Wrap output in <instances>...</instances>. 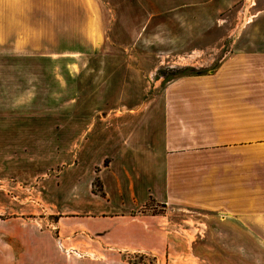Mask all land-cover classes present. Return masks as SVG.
<instances>
[{"label": "rangeland", "instance_id": "1", "mask_svg": "<svg viewBox=\"0 0 264 264\" xmlns=\"http://www.w3.org/2000/svg\"><path fill=\"white\" fill-rule=\"evenodd\" d=\"M241 35H264V0H0L4 213L49 228L62 246L64 217L94 215L102 198L128 189L129 154L148 146L138 132L146 118L159 122L165 76L214 67L243 45ZM136 212L163 214L173 228L186 217L205 218L150 200ZM250 232H207L200 241L211 248L198 251L202 264H224L225 242H260ZM172 238L186 247L166 250L162 260L123 256L196 264V231L173 230ZM227 253L232 264L239 253ZM247 254L249 264H264V250Z\"/></svg>", "mask_w": 264, "mask_h": 264}, {"label": "crops", "instance_id": "2", "mask_svg": "<svg viewBox=\"0 0 264 264\" xmlns=\"http://www.w3.org/2000/svg\"><path fill=\"white\" fill-rule=\"evenodd\" d=\"M238 38L243 45L214 67L164 84L159 122L146 118L138 132L148 146L129 154L128 189L102 198L94 215L64 217L63 248L49 228L5 214L1 204L0 264H141L123 256L134 252L162 260L166 250L186 247L173 230L196 231V264L206 261L198 251L211 245L200 240L212 230L251 231L260 241L225 242L224 264L228 251L239 253L232 264H249L248 250H264V35ZM147 200L205 218L173 228L163 214L133 213Z\"/></svg>", "mask_w": 264, "mask_h": 264}, {"label": "trees", "instance_id": "3", "mask_svg": "<svg viewBox=\"0 0 264 264\" xmlns=\"http://www.w3.org/2000/svg\"><path fill=\"white\" fill-rule=\"evenodd\" d=\"M182 72L181 73H175V74H168L166 75V80L169 81L177 76H180V75H183V74H190V73H200V72H203V71H206V70H195L193 68H188V67H183L182 68ZM208 70V69H207Z\"/></svg>", "mask_w": 264, "mask_h": 264}]
</instances>
